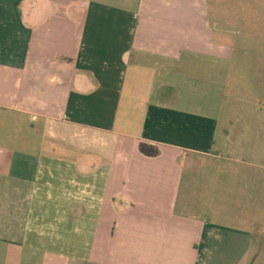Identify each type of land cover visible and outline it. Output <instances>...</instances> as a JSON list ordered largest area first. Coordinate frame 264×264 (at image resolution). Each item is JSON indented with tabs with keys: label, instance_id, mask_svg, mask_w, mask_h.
Returning <instances> with one entry per match:
<instances>
[{
	"label": "crops",
	"instance_id": "crops-1",
	"mask_svg": "<svg viewBox=\"0 0 264 264\" xmlns=\"http://www.w3.org/2000/svg\"><path fill=\"white\" fill-rule=\"evenodd\" d=\"M210 18L208 0H0V264L263 259L264 203L225 204L228 131L167 91L232 59Z\"/></svg>",
	"mask_w": 264,
	"mask_h": 264
},
{
	"label": "rangeland",
	"instance_id": "rangeland-1",
	"mask_svg": "<svg viewBox=\"0 0 264 264\" xmlns=\"http://www.w3.org/2000/svg\"><path fill=\"white\" fill-rule=\"evenodd\" d=\"M208 2L212 25L220 23L234 47L232 59L217 64L220 74L170 75L167 91L183 95L188 108H202L228 131L234 151L227 156L225 204L231 215L249 218L252 205L258 199L264 203V0ZM250 264H264V257Z\"/></svg>",
	"mask_w": 264,
	"mask_h": 264
}]
</instances>
